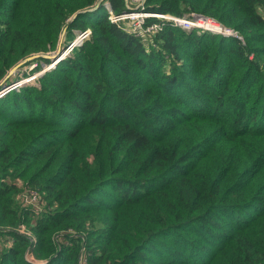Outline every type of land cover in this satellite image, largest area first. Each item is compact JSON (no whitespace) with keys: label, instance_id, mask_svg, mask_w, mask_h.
<instances>
[{"label":"trees","instance_id":"trees-1","mask_svg":"<svg viewBox=\"0 0 264 264\" xmlns=\"http://www.w3.org/2000/svg\"><path fill=\"white\" fill-rule=\"evenodd\" d=\"M97 1L0 0V87L90 30L0 96V264H264V0Z\"/></svg>","mask_w":264,"mask_h":264},{"label":"built area","instance_id":"built-area-1","mask_svg":"<svg viewBox=\"0 0 264 264\" xmlns=\"http://www.w3.org/2000/svg\"><path fill=\"white\" fill-rule=\"evenodd\" d=\"M108 11H109L108 18L113 22H119L120 20H126V19H134L136 21V24H135V26L131 27V29L129 31L134 30V32H136L137 35H142V36H144L148 33H151V32H156V31L160 30V28L162 26V24L160 22H153V23L146 25L144 19L146 17H149V16H156V17L161 18V19H168L170 17L171 18L170 20H173L175 24L180 25L184 28H190V27L201 28L202 27V29L204 28V30H208L211 32L221 31L219 33H222V34L224 33V35H229V33L234 31L230 28H226V27L222 26L220 23L216 22L215 20H213L209 17H203V16H199V17L195 16L194 18L190 19V18H185V17H183V18L172 17L169 14H165V13H152V12H145V11H130V12L127 11V12H122L120 14H114L109 7H108ZM218 26H220L221 29H223L224 31H227V32H224L222 30H218L217 29ZM234 32H236V31H234ZM89 34H90L89 29H86L84 31L79 32V34L76 36V38L68 44L66 51H70L74 45L80 44V42L83 40V38L87 37ZM43 70L44 69L40 70L38 73H36V75L43 72ZM24 81H27V80H24V79L16 80V81L0 88V95L4 94L5 92L9 91L12 88H18L22 84V82H24ZM35 195H37V193L34 191H28V192L22 191L19 194V196H20L19 200H20V202L22 201L23 205L34 206V205H32L30 199ZM32 240H34V238H32Z\"/></svg>","mask_w":264,"mask_h":264},{"label":"rangeland","instance_id":"rangeland-1","mask_svg":"<svg viewBox=\"0 0 264 264\" xmlns=\"http://www.w3.org/2000/svg\"><path fill=\"white\" fill-rule=\"evenodd\" d=\"M131 1H133L134 2V4H128V7L130 8V11H142V10H139L138 8H135V6L137 7V3H139L140 1H143V0H131ZM137 2V3H136ZM141 3V2H140ZM130 11H128V12H130ZM168 19H171L170 17L168 18ZM124 21V23H125V26L126 27H128V28H131V27H133V26H135V24H136V21L134 20V19H126V20H123ZM134 23V24H133ZM196 28V27H195ZM198 29H202V27L201 28H198ZM204 29V28H203ZM222 31H224L223 29H222ZM232 31V30H231ZM214 32V31H213ZM219 32H221V31H218V32H215V33H219ZM224 32H227V31H224ZM76 33H77V31H76ZM222 34V33H221ZM230 35H232V36H234V37H238V38H241V36L238 34V33H236V32H234V31H232L231 33H229ZM230 35H226V36H230ZM237 35V36H236ZM146 39H148L147 38V36H144L143 37V40H144V42L146 43L147 41H146ZM63 48L64 47H61L60 45H58V47L56 48V50L55 51H53L52 53H49V54H42V56H44V57H46V58H49L50 60H51V62H48V63H45V62H41V67L39 68V69H37V70H33V69H35V68H33V66H34V64L32 63V64H23V65H21V66H19V68H18V73H22V75L20 76V79H24V80H27V81H24V82H22V84L21 85H23L24 83H30V82H32V81H37L38 79V75H36V72L38 71V70H42V69H49L50 68V63H52V58H54V56L56 55V53H58V51H60V50H63ZM65 49V48H64ZM64 51V50H63ZM30 60V59H29ZM23 62H25V61H22L21 62V64L23 63ZM52 67V66H51ZM17 68V67H16ZM26 72H28L27 74H26ZM11 82H9V84H10ZM3 85H5V84H3ZM3 85L1 86V87H3ZM20 85V86H21ZM0 87V88H1ZM0 96H2V95H0ZM30 201H31V203H32V205H34V206H32L33 208H34V210L37 212V211H40L41 209H43V203H44V201H41L40 200V198H39V196L38 195H35V196H33L31 199H30ZM25 228L24 227H21V230H24ZM30 257V256H29ZM40 263H43V262H40Z\"/></svg>","mask_w":264,"mask_h":264},{"label":"water","instance_id":"water-1","mask_svg":"<svg viewBox=\"0 0 264 264\" xmlns=\"http://www.w3.org/2000/svg\"><path fill=\"white\" fill-rule=\"evenodd\" d=\"M100 1L101 0H98L97 2H96V4L94 5V7H92V8H90V9H96L97 7H99V4H100ZM105 5H108L107 3H105ZM109 6V5H108ZM83 11H86V10H80V11H76L74 14H73V16H75V15H77V13H79V12H83ZM80 32V30L77 32V34ZM230 35V34H229ZM64 50V49H63ZM63 50H60V51H58V53H56V55L54 56V58H53V61H54V59H56L60 54H62L64 51ZM36 56H39V55H34V56H31V57H28L26 60H28V59H31V58H33V57H36ZM24 61V60H23ZM19 64H21V62H19L18 64H16L15 66H13L12 67V69H11V71H13ZM9 84V83H8ZM8 84H5V85H3V87L4 86H6V85H8Z\"/></svg>","mask_w":264,"mask_h":264},{"label":"clouds","instance_id":"clouds-1","mask_svg":"<svg viewBox=\"0 0 264 264\" xmlns=\"http://www.w3.org/2000/svg\"><path fill=\"white\" fill-rule=\"evenodd\" d=\"M107 4H108V3H107ZM105 6L107 7V9H108V7L110 8V6H108V5H105ZM110 9H111V8H110ZM80 32H81V31H80ZM78 34H79V33H78ZM78 34L76 33V36H77ZM76 36H75V38H76ZM75 38H74V39H75ZM74 39H73V40H74ZM73 40H72V41H73ZM72 41H70V42H72ZM70 42H69V43H70ZM69 43H68V44H69ZM68 44L66 45L65 49L63 48V49H64V52H63V53H65V55L69 52V51H66ZM71 49H72V48H71ZM57 58H58V57H57ZM57 58L54 59V61L52 60V63H50V65H49L50 68H51V66H54V65L57 63ZM52 59H53V58H52ZM45 70H47V69L45 68V69L43 70V72H44ZM39 71H40V70H39ZM39 71H37L36 73H38ZM43 72H41V73L43 74ZM39 74H40V73H39ZM39 74H38V75H39ZM19 80H20V79H19ZM13 82H14V81H13ZM1 88H2V87H1Z\"/></svg>","mask_w":264,"mask_h":264},{"label":"bare ground","instance_id":"bare-ground-1","mask_svg":"<svg viewBox=\"0 0 264 264\" xmlns=\"http://www.w3.org/2000/svg\"><path fill=\"white\" fill-rule=\"evenodd\" d=\"M216 28V27H215ZM218 29V28H217ZM218 30H222V29H218ZM61 56H65V53H62V54H60L59 56H58V58H57V61H59L60 59H62L63 57H61ZM8 89V88H7ZM6 90V89H5Z\"/></svg>","mask_w":264,"mask_h":264}]
</instances>
